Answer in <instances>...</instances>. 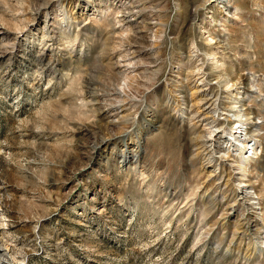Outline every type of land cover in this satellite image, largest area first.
<instances>
[{
  "label": "rangeland",
  "instance_id": "374dc122",
  "mask_svg": "<svg viewBox=\"0 0 264 264\" xmlns=\"http://www.w3.org/2000/svg\"><path fill=\"white\" fill-rule=\"evenodd\" d=\"M217 2L0 0V264H264V0Z\"/></svg>",
  "mask_w": 264,
  "mask_h": 264
},
{
  "label": "bare ground",
  "instance_id": "6f19581e",
  "mask_svg": "<svg viewBox=\"0 0 264 264\" xmlns=\"http://www.w3.org/2000/svg\"><path fill=\"white\" fill-rule=\"evenodd\" d=\"M216 1V0H215ZM218 2L217 3H221L222 5H220V7H222L223 8V6H228V5H231V4H235V0H217ZM120 2V1H119ZM205 4V3H204ZM122 5V4H121ZM118 7V6H117ZM121 7V6H120ZM227 8V7H226ZM124 9V8H123ZM129 9H131V8H129ZM120 10V9H119ZM138 10V9H137ZM132 11H134V10H132ZM119 12V11H118ZM126 12V11H125ZM130 16V15H129ZM127 17V16H126ZM122 18V17H121ZM213 59H215V58H213ZM215 61H216V59H215ZM218 61V60H217ZM221 65H223V63H220ZM231 86V85H230ZM234 98H237L236 97V95H235V97ZM239 115V114H238ZM244 115H246L245 113H244ZM243 116V115H242ZM240 117V116H239ZM247 118H245V120H246ZM243 120V119H242ZM237 128H239V129H241L242 128V125L240 124V125H238V127ZM246 129V128H245ZM237 132V131H236ZM235 132V133H236ZM239 135H238V138H234V141L235 142H238V141H240L241 140V135H242V130H239ZM246 134L248 133V131H246L245 132ZM245 134V135H246ZM244 143H240V147L238 148V150H239V156L241 157V159L243 160V163H241L240 164V167L242 168V171H246V167H247V165H248V160H249V157H251L250 155H244V154H242L243 153V149H244ZM246 148V147H245ZM252 150V153H254V151L256 150V148H254L253 146L252 147H250L248 150H247V152L246 153H248L249 152V150ZM239 164V163H238Z\"/></svg>",
  "mask_w": 264,
  "mask_h": 264
}]
</instances>
